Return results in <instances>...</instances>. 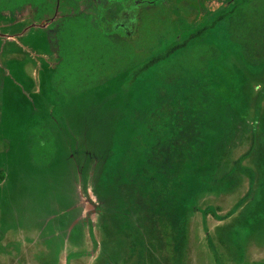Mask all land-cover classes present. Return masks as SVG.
Listing matches in <instances>:
<instances>
[{"label": "rangeland", "instance_id": "rangeland-1", "mask_svg": "<svg viewBox=\"0 0 264 264\" xmlns=\"http://www.w3.org/2000/svg\"><path fill=\"white\" fill-rule=\"evenodd\" d=\"M239 1L0 0V264H264V38L133 79Z\"/></svg>", "mask_w": 264, "mask_h": 264}, {"label": "trees", "instance_id": "trees-1", "mask_svg": "<svg viewBox=\"0 0 264 264\" xmlns=\"http://www.w3.org/2000/svg\"><path fill=\"white\" fill-rule=\"evenodd\" d=\"M68 1L69 0H65V2L69 4L70 2ZM131 1H133V6L135 5L134 8H138L136 7V5L144 4V0H131ZM256 1L258 0H240L239 2H237V4H234V6L225 14L220 15L213 22L212 27H204L198 30L194 34L190 35L187 39H185L182 43L176 44L175 46H172L167 50L158 53L157 55L151 57L148 61L144 62L140 66H137L133 70V79H137L141 74L147 72L149 69H151L158 63L167 60L170 56L174 55L176 52L185 49L189 42L199 38L206 30H208L209 28H213V26H215L217 23H224L233 33H241L249 36V39L247 41V46H251L250 43L262 42L264 38V23L261 26L257 24L259 21V18H256L258 12L255 10L254 11L250 10L252 3ZM127 11H129V9H127ZM127 11L124 12L129 13ZM207 49L211 53L210 54L211 58L215 59L218 55V51L213 46H209L207 47ZM244 57L246 59L251 60L254 63L259 62V60L253 58L251 52L244 53ZM1 180H2V174H0V182Z\"/></svg>", "mask_w": 264, "mask_h": 264}, {"label": "flooded vegetation", "instance_id": "flooded-vegetation-1", "mask_svg": "<svg viewBox=\"0 0 264 264\" xmlns=\"http://www.w3.org/2000/svg\"><path fill=\"white\" fill-rule=\"evenodd\" d=\"M106 1H108V0H105V4H107L106 3ZM99 3H100V1H99ZM108 5V4H107ZM106 5V6H107ZM141 5L139 4V5H136V7H140ZM135 7V6H134ZM146 8H148V7H146ZM136 13L137 12H134V11H132L131 12V14H130V12L129 13H126V12H124L123 13V18H122V20H123V22L122 23H120V25H119V27L120 28H122V29H124L126 32H128V28H130L131 26L129 25V24H127V22L126 21H129V20H131L130 18H134L135 16H136ZM130 14V15H129ZM129 18V19H128ZM125 20V21H124ZM131 21H133V20H131ZM133 29V27H131V30ZM130 30V29H129ZM131 33V32H130Z\"/></svg>", "mask_w": 264, "mask_h": 264}]
</instances>
